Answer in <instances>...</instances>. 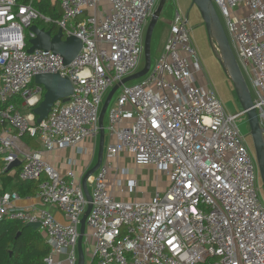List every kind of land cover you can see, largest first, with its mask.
<instances>
[{
  "label": "built area",
  "instance_id": "1",
  "mask_svg": "<svg viewBox=\"0 0 264 264\" xmlns=\"http://www.w3.org/2000/svg\"><path fill=\"white\" fill-rule=\"evenodd\" d=\"M32 2L0 0V101L20 97L22 107H35L42 89L30 85L41 73L67 77L72 93L54 102L39 123L12 103L0 108L3 169L19 159V179L40 180L39 207H17L20 197L14 192L0 195V222H39L49 247L43 264H63L57 254L66 256V264H76L79 224L87 206L81 177L72 170L59 174L41 154L97 136L109 89L140 69L143 34L158 0H59L61 17L56 20L36 11ZM212 2L252 84L253 107L264 127V0ZM36 19L55 24L64 37L81 39L71 62L64 64L51 51L27 52L26 37L34 34L26 29ZM186 23L187 16L176 11L147 73L122 83L107 107L105 129L113 140L106 161L87 180L91 209L85 224L94 241L95 264H264L257 166L237 124L244 112L228 113L211 85L196 84L201 65ZM22 133L35 138L40 148L24 151ZM121 151L136 164H151L167 175V186L146 200H116L108 188L109 159ZM137 184L129 179L120 191L134 192ZM48 205L61 211L64 223Z\"/></svg>",
  "mask_w": 264,
  "mask_h": 264
},
{
  "label": "water",
  "instance_id": "2",
  "mask_svg": "<svg viewBox=\"0 0 264 264\" xmlns=\"http://www.w3.org/2000/svg\"><path fill=\"white\" fill-rule=\"evenodd\" d=\"M190 1L191 5H194L197 8L205 26L210 50L221 66L226 78L231 82L235 96L241 106V110L244 112L249 127V135L253 144L257 173L262 185L264 186V127L260 125L256 110L253 107L251 92L240 70L238 61L233 53L229 39L212 0ZM165 3L166 0H158L157 6L147 23L143 37L142 67L133 74L124 77L120 82L114 84L106 94L100 108L98 116L99 132L96 160L94 165L86 170L80 180L82 190L87 201V206L79 224V235L76 244L77 264H84L85 259L82 241L85 235L86 217L91 209V194L89 192L87 180L93 175L102 162L105 134L103 120L107 107L112 96L122 83L137 80L143 77L149 70L151 65L150 46L152 34ZM28 29L34 34V37L28 40V53L33 52L35 49L51 51L54 54H58L62 58L64 64H68L81 49V39L74 35L64 37L61 28H58L55 34H51L50 30L39 28L35 24H31ZM33 80L35 84L39 85L43 89L41 100L31 109L32 114L36 117L35 122L39 123L47 117L54 102L57 100L65 101L68 99L72 93V85L67 77H60L56 73L36 74ZM19 164L20 160L16 159L8 164L7 170L9 171ZM25 226L32 228L33 230H38L40 223L28 222Z\"/></svg>",
  "mask_w": 264,
  "mask_h": 264
},
{
  "label": "rangeland",
  "instance_id": "3",
  "mask_svg": "<svg viewBox=\"0 0 264 264\" xmlns=\"http://www.w3.org/2000/svg\"><path fill=\"white\" fill-rule=\"evenodd\" d=\"M215 9L218 13L220 21L223 25L225 32L226 25L223 17L220 14L219 8L215 6ZM183 10V11H181ZM178 11L180 14L184 16L187 14V23L186 26L189 30L190 39L193 42V45L196 49L197 56L201 65V70L203 67V71L207 73V78L210 81L217 97L219 98L221 104L225 108L228 113L234 114L241 111V106L235 96L233 87L231 82L226 78L225 74L222 71L221 66L215 59L212 51L210 50L205 26L201 20L200 14L197 8L191 5L190 0H166L162 13L160 15L163 19H171L174 17L175 12ZM159 17V18H160ZM146 29V28H145ZM169 29V27H165L161 20L158 21L156 28L152 34L151 46H150V54H151V62L158 57V53H160V47H162L163 40L165 38V30ZM164 30V31H163ZM145 33V31H144ZM144 37V34H143ZM143 65V56H141L140 60V68ZM240 67L244 73L246 84L251 92L252 97H254V90L252 84L246 76L245 71L243 69L242 64L240 63ZM203 76L202 73H195V82L197 85H204L202 81ZM134 81L129 82L128 84L133 83ZM117 92L113 95L110 103L113 102L114 97ZM107 123V111L104 116V124ZM240 133L244 137V143L251 154L254 157V149L251 137L249 135V127L246 121L245 115H241L237 122ZM107 140V139H106ZM107 143V141H106ZM112 162V166L110 168L111 176L114 177L115 168H117L118 175L117 180H120V184L118 185L117 180L115 182V188L118 190L123 187L127 180L136 179L138 184L135 192L131 194H126V196L131 197V202L136 200H146L151 197L157 190L162 191L168 183V176L162 174L160 171L156 169L155 166L151 164H136L133 156L126 152L121 151L114 159H109ZM256 186L258 188V193L260 199L264 205V186L261 183V180L256 175ZM87 230L85 235L87 234ZM92 245L89 244V241H85V236L83 237V251L84 258L86 260L89 259V249Z\"/></svg>",
  "mask_w": 264,
  "mask_h": 264
},
{
  "label": "trees",
  "instance_id": "4",
  "mask_svg": "<svg viewBox=\"0 0 264 264\" xmlns=\"http://www.w3.org/2000/svg\"><path fill=\"white\" fill-rule=\"evenodd\" d=\"M28 0H17L18 4H25ZM33 8L44 16L53 20L61 17V10L59 9V0L55 4H51L49 0H34L32 2ZM33 24L39 28L50 30L51 34L57 31L56 25L53 23L44 24L40 20H34ZM29 46L28 39H26V47ZM43 89L41 93V98ZM22 99L14 97L7 102L0 101V108L7 107L8 104H14L17 109L24 115L31 113V108L22 107ZM36 117L34 118L35 121ZM5 123L0 122V129ZM29 148H38V142L35 138L30 137L28 133H22L19 138ZM19 143V144H20ZM4 162L0 159V181L8 179L3 188L0 187V195L8 192H14L20 196L36 195L39 181H24L19 179L18 172L21 164L16 166L14 176L11 178L7 174L9 171L3 169ZM49 253V247L45 243L43 234L39 230H33L26 227L25 224L19 220L2 221L0 222V264H43L44 257Z\"/></svg>",
  "mask_w": 264,
  "mask_h": 264
},
{
  "label": "crops",
  "instance_id": "5",
  "mask_svg": "<svg viewBox=\"0 0 264 264\" xmlns=\"http://www.w3.org/2000/svg\"><path fill=\"white\" fill-rule=\"evenodd\" d=\"M56 1L57 0H49V2L51 4H55ZM181 11H183V10H181ZM186 16H187V14H186ZM172 19L173 18H171V19H163V18L160 17L158 19V21L161 20V23H163V25H165V27L167 28V27H169L170 23L172 22ZM36 20H40V19H36ZM40 21H42V20H40ZM158 21H157V23H158ZM42 22L44 24H47L44 21H42ZM157 23H156V25H157ZM56 28L58 29L57 26H56ZM155 28H156V26H155ZM28 32H29V29H26V34H28ZM168 32H169V29H166L165 30V38L163 40V43H164V41H165V39H166V37L168 35ZM26 39L29 40L30 38L27 36ZM162 46H163V44H162ZM160 48L162 49V47H160ZM161 49H160V51H161ZM200 73H202L203 78H201V79L204 82V84L211 85L210 81L208 80L209 77L207 78V76H208L207 73H205L203 71V67H202V70H201ZM30 86H31V88H33V90L34 89L37 90L38 88L42 89L39 85L34 83V80L31 82ZM35 95L39 96L38 93H35ZM24 108L26 109L28 107H24ZM29 114H32V112L29 113ZM33 117L35 118L34 115H33ZM103 124H104V120H103ZM105 127H106V124H104V133L105 134H104V149H103L102 162L106 161V154L105 153H106L107 145L109 144V142H112V140H113V138L110 137L109 133L106 131ZM106 141H107V143H106ZM20 146H21V148L24 151L25 150L26 151L27 150H36V149L40 148L39 145H38V148H36V149L29 148L22 141L20 143ZM97 148H98V134H97L96 137H87V138H85L84 140H82L81 142H79L78 144H76L74 146H68V147H65V148H55V149H53L51 151H42L41 155H42V158L49 165H51L59 174L63 175L68 170H72L74 172V174H75V177L77 179H79L80 177H82V175L86 172L87 169H89L90 167H92L94 165L95 160H96ZM13 169H11V171H9V174H7L11 178L14 176ZM114 174H115L114 177H112L111 173L109 171V174H108V181H109L108 188H109V190L112 191V194H113V196L115 197L116 200L131 201L130 200L131 197L126 196V194H131L132 192L120 191V189L118 190L117 188H115V180H117L116 178H117L118 172L115 171ZM7 181H8V179L1 180L0 181V187L3 188V185H6ZM157 191H160V190H157ZM15 204H16L17 207H30V206L39 207V202H38V199L36 198L35 194L32 195V196H20V198L15 202ZM45 208L47 210H49L53 214L54 218L57 221L62 222V223L65 222L63 214L56 207L48 205V206H45ZM86 230L88 232L87 233L88 235H84V236L87 239V242L89 241V244H91L92 246L89 249L90 250L89 251L90 255H88L89 259L88 260L84 259V264H95V259L92 256L93 242L94 241H93V238L91 236V230L87 226L85 228V232H86ZM82 246H83V241H82ZM65 258H66L65 255H61V254H57L56 255V259L62 261L63 264H66Z\"/></svg>",
  "mask_w": 264,
  "mask_h": 264
}]
</instances>
